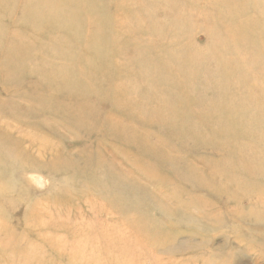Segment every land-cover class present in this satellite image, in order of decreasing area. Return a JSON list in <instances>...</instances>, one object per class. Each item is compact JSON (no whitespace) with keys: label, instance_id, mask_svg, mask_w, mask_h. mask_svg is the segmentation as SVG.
Wrapping results in <instances>:
<instances>
[{"label":"rangeland","instance_id":"rangeland-1","mask_svg":"<svg viewBox=\"0 0 264 264\" xmlns=\"http://www.w3.org/2000/svg\"><path fill=\"white\" fill-rule=\"evenodd\" d=\"M0 264H264V0H0Z\"/></svg>","mask_w":264,"mask_h":264}]
</instances>
